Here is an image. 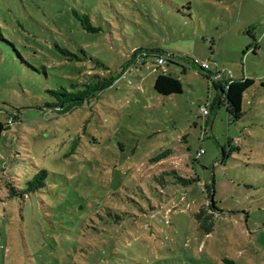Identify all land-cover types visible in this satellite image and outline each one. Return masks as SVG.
<instances>
[{
  "label": "rangeland",
  "instance_id": "1",
  "mask_svg": "<svg viewBox=\"0 0 264 264\" xmlns=\"http://www.w3.org/2000/svg\"><path fill=\"white\" fill-rule=\"evenodd\" d=\"M0 23V264H264V0H2ZM187 58L254 81L242 120ZM61 88L85 94L65 114Z\"/></svg>",
  "mask_w": 264,
  "mask_h": 264
},
{
  "label": "trees",
  "instance_id": "2",
  "mask_svg": "<svg viewBox=\"0 0 264 264\" xmlns=\"http://www.w3.org/2000/svg\"><path fill=\"white\" fill-rule=\"evenodd\" d=\"M2 5V0H0V6ZM81 24L82 27L87 30L90 31L92 33H96L99 31L98 28H95L92 26L91 24V19L89 16L87 15H82L76 16ZM0 29L1 28V23H0ZM60 52L62 53V55L69 61H72L73 58H75V56L69 52L66 49H61L59 48ZM165 57L166 59V64L169 63H173V60L171 57H173V55H171L170 57H167L164 52L162 50L159 49H137L132 56V60L129 63V66L131 65H138L140 63H142V61H146L148 59H155L157 60L159 57ZM188 61H190V63L195 65V60L193 59H188ZM164 65V66H165ZM196 66V65H195ZM198 69H200V71L202 73L206 72L212 74L209 71H206L204 69H202L200 66H197ZM162 67H160L159 70H161ZM46 75H47V70H44ZM158 72V70L156 71ZM184 72H186V68H184ZM206 77L209 78V76L207 75ZM115 80L114 79H109V80H104L100 83H97L95 85H90V90L91 91H99L102 92L106 89H108L109 87H111L114 84ZM254 81L251 79H242V80H238V81H231L230 84L227 86V88L224 91V95H223V104H225V107L227 109V114H228V118L229 120H232L234 122H238L240 120H242V118L244 117V110H243V103H244V95L249 91L250 88H252L254 86ZM154 90L156 91L157 94H159L160 96H164V97H170L172 95H176V94H181L183 93V84L180 81V79L174 77L173 75H171L169 72L167 71H163L162 73H160L155 81L154 84ZM49 93L56 97L57 99V103L52 104V107L56 109V111L60 114H65L68 113L69 111H71L75 106H77V104L83 100L85 98V94L84 93H79V94H72L67 92V90L65 88H61V89H57V90H50ZM92 93V92H90ZM90 93H87V97L90 95ZM12 117V116H11ZM9 125V123L4 124L0 122V137L4 134V132L6 131V127ZM171 154V151H166L165 153L159 155L155 161H159L162 158L168 156ZM45 172H40L35 178L34 180L31 182L30 185H32L30 187V190H37L40 189L44 186V178H45ZM178 181L183 185L186 186L188 184H191L192 182H196L198 180L196 179H183L182 177H178L177 176ZM212 191L210 192V196L212 195ZM212 206L214 208V201H212ZM201 214V213H200ZM200 214L197 215V217H200Z\"/></svg>",
  "mask_w": 264,
  "mask_h": 264
},
{
  "label": "built area",
  "instance_id": "3",
  "mask_svg": "<svg viewBox=\"0 0 264 264\" xmlns=\"http://www.w3.org/2000/svg\"><path fill=\"white\" fill-rule=\"evenodd\" d=\"M165 63H166V59H165V57H163V56H161V57H159L157 60H156V63H155V65L158 67V68H160V67H163L164 65H165ZM195 65L196 66H200L202 69H204V70H206V71H210V65L208 64V63H200L199 61H197V60H195ZM210 78H211V81L212 82H220L221 81V79L218 77V76H216V75H212L211 74V76H210ZM225 81H227V83H226V87H225V89L227 88V86L230 84V82H231V80H225ZM203 114L205 115V116H208L209 115V112H208V110L207 109H204L203 110ZM13 120H14V116H12L10 119H9V123L11 124L12 122H13ZM205 152H204V150L203 149H201L198 153H197V157H201L203 154H204Z\"/></svg>",
  "mask_w": 264,
  "mask_h": 264
},
{
  "label": "crops",
  "instance_id": "4",
  "mask_svg": "<svg viewBox=\"0 0 264 264\" xmlns=\"http://www.w3.org/2000/svg\"><path fill=\"white\" fill-rule=\"evenodd\" d=\"M146 61H154V63H156V60L155 59H148ZM226 83H227V81H225V80H221L220 82H218V88L220 90V97H218V99L216 98L217 99L216 100V107H218V108H220L221 104L224 103L223 102V95H224Z\"/></svg>",
  "mask_w": 264,
  "mask_h": 264
},
{
  "label": "water",
  "instance_id": "5",
  "mask_svg": "<svg viewBox=\"0 0 264 264\" xmlns=\"http://www.w3.org/2000/svg\"><path fill=\"white\" fill-rule=\"evenodd\" d=\"M211 200L213 201V196H211Z\"/></svg>",
  "mask_w": 264,
  "mask_h": 264
}]
</instances>
